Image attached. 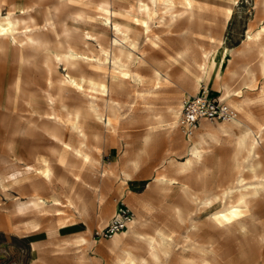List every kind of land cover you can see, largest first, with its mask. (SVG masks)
I'll return each instance as SVG.
<instances>
[{"label": "rangeland", "instance_id": "374dc122", "mask_svg": "<svg viewBox=\"0 0 264 264\" xmlns=\"http://www.w3.org/2000/svg\"><path fill=\"white\" fill-rule=\"evenodd\" d=\"M186 6L0 0V18L23 9L39 41L0 47V264H264L263 187L230 223L211 217L264 180V0ZM106 17L128 30L114 33ZM67 41L81 86L64 87L67 70L54 60ZM209 55L217 68L204 75ZM202 91L236 116L200 120L187 136L181 101ZM123 207L125 229L102 235Z\"/></svg>", "mask_w": 264, "mask_h": 264}, {"label": "bare ground", "instance_id": "6f19581e", "mask_svg": "<svg viewBox=\"0 0 264 264\" xmlns=\"http://www.w3.org/2000/svg\"><path fill=\"white\" fill-rule=\"evenodd\" d=\"M150 1L154 3L155 0H150ZM185 1H186V5H187L186 7H190V0H185ZM170 5L171 4H166L164 6L169 8V7H171ZM25 14H26V11H24L22 9L19 12V15L18 16H15V15H13L11 13H8L5 17H1L0 18V43L3 44L2 46L0 45V47L7 46L8 41L11 40L14 43H16V42L20 43L21 46L26 45L28 47H31V48H34V49H38L37 47H39V41L34 36V32H32V30L26 24L25 18L23 17V15H25ZM27 15L29 16V14H27ZM76 20H84V19H83L82 15L79 14L76 17ZM107 23H111L112 29H113L114 33H120L121 34V33H123L122 31H127L128 30V28L126 30H122L121 29L122 27H120V25L117 22H115L114 20H112L110 17H106V18L101 19V24L102 25L107 24ZM42 31H43V29H42ZM18 32H20V33H18ZM74 33H75V35L78 38V42L85 43V39H82L83 37L79 34V32L74 31ZM125 39H127V36L126 35H125ZM69 44H70V42L67 41L66 42V46L63 48V50H64L63 57H60L58 55H55L54 60H55L56 63H62L63 66L65 67V69L67 70L66 71V74L65 75H62V78H61V82L64 85V87L65 86H67V87H73L76 84L78 86H81V83L85 80V77L81 75L79 77V79L76 80L73 76H71L69 74V70L74 69L73 66H72V64H71V61L75 62V61L78 60L77 53H75L71 49V47H70ZM130 44H131V47L134 49L135 48L134 43H130ZM115 60L116 59L114 58L111 61L112 62V65L114 66V68L112 70L115 71V72H117L116 69L117 68H120L121 66L119 64H117V62ZM97 67L101 68V65L98 64ZM216 68H217V62H216V60L211 55H209L207 57V60L202 65L203 74L206 75L209 70L210 71H215ZM121 72H122V70H121ZM122 74H123V76H126L127 75L126 72H123ZM89 83H90V86L92 87V89L95 88L99 94L100 93H106L108 91V87H107L106 83L103 80H101V79L98 80V81H94L92 79H89ZM61 89L62 88H60V90ZM63 107H65V106H63ZM91 111H93L92 113L94 115V117H93L94 120L101 121L102 122V120H101L98 112H96V110L94 108H91ZM78 116H79V114L76 113L75 114V117H78ZM50 118H48V119H50ZM57 123L59 124V121L58 120H57ZM111 123L108 122V121L106 123L103 122L104 126H112ZM263 131H264V125H262L258 129L259 134H261ZM250 136H253V141L251 143V150L254 151V149L257 146V144L259 143V141L256 139L257 137L252 133V131L250 130L248 133L244 134L242 137L243 138L244 137H247V138L249 137L250 138ZM73 151H74V154L75 155L76 154H80V152L76 148H74ZM194 155H196V154L194 153ZM82 156L86 157L85 155H82ZM197 156L198 155H196L195 157H197ZM189 162L190 161L187 160V164H189ZM157 180L159 182H165V179L162 176H160ZM260 187H263L264 188V180L263 181H260L258 184L254 185V186L249 185V186L245 187L243 190H240L237 193V195L235 196L234 201H231L227 205V208H225L223 210H220V211L214 213L213 215H211V217H213L221 225H226V224L230 223L232 220H234L235 218H237L238 216H240V213H241L240 209L247 204L248 199L250 197H254V196H256L258 194ZM225 193H226V191L225 190H222L219 195H214L212 197L206 198V201L204 202V204L205 205L212 204L214 201L219 200L220 198H223L224 195H225ZM30 201L32 202V204L35 203V200H30Z\"/></svg>", "mask_w": 264, "mask_h": 264}, {"label": "built area", "instance_id": "2783aa9c", "mask_svg": "<svg viewBox=\"0 0 264 264\" xmlns=\"http://www.w3.org/2000/svg\"><path fill=\"white\" fill-rule=\"evenodd\" d=\"M236 113L230 109L222 99L210 96L206 91L188 96L181 101L177 122L181 130L190 136L200 120L208 122L230 120ZM131 220V213L126 207L121 208L102 230V235L111 236L125 229Z\"/></svg>", "mask_w": 264, "mask_h": 264}, {"label": "crops", "instance_id": "0c3cea01", "mask_svg": "<svg viewBox=\"0 0 264 264\" xmlns=\"http://www.w3.org/2000/svg\"><path fill=\"white\" fill-rule=\"evenodd\" d=\"M261 126H262V125H261ZM261 126H260V127H261ZM260 127H259V128H260ZM259 128H258V129H259ZM249 131H250V130H247V131H244L243 133L246 134V133H248ZM245 132H246V133H245ZM243 133H242V134H243ZM256 139H257V138H256ZM192 152H193V151H192ZM194 153H195L196 155L198 154L197 152H194ZM196 155H194L193 157L197 159V157H195ZM198 155H199V157H200V154H198Z\"/></svg>", "mask_w": 264, "mask_h": 264}]
</instances>
